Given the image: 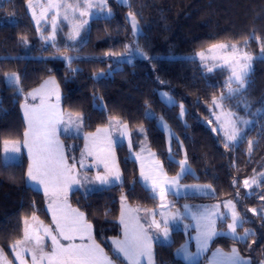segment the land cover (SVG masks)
I'll return each mask as SVG.
<instances>
[{"label":"trees","instance_id":"trees-1","mask_svg":"<svg viewBox=\"0 0 264 264\" xmlns=\"http://www.w3.org/2000/svg\"><path fill=\"white\" fill-rule=\"evenodd\" d=\"M26 2L0 3V248L11 257V245L20 238L25 218L35 215L45 223L51 221L45 195L27 183L26 159L5 163L2 146L5 140L23 138L26 124L21 104L28 92L53 76L61 90L63 110L83 116L84 132L106 126L116 118L133 130L142 126L148 146L169 173L177 171L176 159H180L184 147L194 173L186 174L183 181L210 184L214 194L183 199L214 202L232 198L245 218L239 232H244L242 228L250 232L244 240L218 237L213 246L228 250L235 245L241 255L264 260V219L248 210L264 208V180L251 195H237L241 181L264 160V58L254 59L247 87L238 96L225 98L230 109L245 114L263 109L247 131L253 142L249 153L247 138L225 147L207 124L213 121V99L229 87L228 71H207L192 57L222 42L237 43L249 53L259 52L264 45V0H129L127 4L109 0L112 15L91 19L79 38L58 47L41 45ZM128 12L136 16L141 27L136 38L126 17ZM125 46H139L148 58L116 60ZM63 50L81 56L65 62L56 57ZM8 73L17 74V85L6 82ZM162 89L176 102H163L158 96ZM237 99H241L240 105ZM180 103L184 106L183 119L179 116ZM147 107L173 129L171 153L156 118L145 114ZM133 134L136 149L141 135ZM115 150L123 178L119 184L85 194L74 190L69 195L73 206L93 225L95 241L111 254L109 239L120 234L121 196L133 205L148 203L136 163L124 145ZM184 239L182 231H174L170 243L154 244L155 264H187L175 255ZM192 264H204V260Z\"/></svg>","mask_w":264,"mask_h":264},{"label":"rangeland","instance_id":"rangeland-1","mask_svg":"<svg viewBox=\"0 0 264 264\" xmlns=\"http://www.w3.org/2000/svg\"><path fill=\"white\" fill-rule=\"evenodd\" d=\"M3 0H0V3ZM117 3L120 4H127L129 0H115ZM90 2L93 4V7L90 9H87L85 6V0H27L26 6L27 10L31 16V19L33 21V25L36 29V34L37 37L41 41V45L43 47L46 46H53V47H58L61 45H68L71 41L77 39L80 37L83 29L88 26L89 22L93 18H99V17H108L112 15V10L109 5V0H106V3L104 5H101L100 0H90ZM31 5V6H30ZM71 6V7H69ZM88 11L89 15L86 16H81L80 11ZM43 14V15H42ZM129 12L127 13L126 17L129 22V25L131 27L132 34L136 38L138 34L141 33V27L140 24L137 20L138 23V31L134 33L133 28H132V22L131 18L129 17ZM65 16H67V19H65ZM39 21V23H37ZM83 21H87V23H83ZM55 23V30L53 29V24ZM83 23V26L79 28V34L76 35L74 32V26L80 25ZM65 28H64V27ZM134 41V40H133ZM134 43V42H133ZM225 44H236L239 48V53L238 55H241L244 52L249 53L247 50H245L244 47L240 46L237 43H232V42H222ZM220 44V43H218ZM211 47V46H210ZM210 47H207L205 49H202L200 51L195 52L192 57L196 58L199 60L201 66L206 69L207 71L213 70L216 68H224L228 71V76H227V82H229V77L232 75V71L229 65L225 64L223 57L229 56L231 54V49L227 50H214L212 52H209L208 49ZM132 49L131 52H124L120 55L115 56V59L118 61L125 60V61H130L134 58H145L144 55H141L139 52H136L134 47H129ZM204 52L205 53V59H201V57L198 55V53ZM251 54L254 58H264L262 56L261 52L257 53H249ZM81 55L75 52H69L63 50L62 54H56V57H59L63 59L65 62H69L71 59L80 57ZM45 57H51V55H45ZM148 58V56H147ZM253 62L252 61V67H253ZM11 74L13 73H8L7 77H10ZM16 74V73H14ZM17 75V74H16ZM6 82L9 85H17L18 82L11 81L9 79H6ZM235 84V83H234ZM233 88L236 87V85L232 86ZM35 90H40L39 94L36 95V98L33 99L32 96L29 95V93H33ZM243 91V90H242ZM57 95L59 96V101H58V108L59 111L63 114L64 119L63 121L57 125V136L59 137L60 142L64 146V155L67 157V162L69 165L75 163L76 165V172L78 173V179H80L81 184H73L70 188V190L67 193V202L73 209H78L73 206V204L69 200V195L72 191L74 190H79L82 193H88L90 191H93L98 188H103L106 186L114 185V184H119L122 181V173L121 169L118 164L117 156H116V147L118 145H124L125 148L128 151V156L130 159H132L138 168V179L139 181L143 184L147 191V198H148V203H147V208L145 210H139L141 208H137L134 206V208L130 207L128 203H126V199L124 196H121L120 198V211L118 215V223L120 226V234L117 237H112L109 239V244L110 248L113 252V254L109 253L106 251L101 245V248L104 249V252L108 255L109 258H111L114 261V264H128L126 260L123 259L121 256L119 260L116 259L114 255V245L112 244V240L114 238L116 239H123V231H124V226L120 223V216H121V211H122V206L127 210V209H135L137 211L132 212V216L139 217L140 223L144 224L145 227L147 228L148 224L151 222L152 216L148 215L149 212H155V219L157 221H161L162 217L159 215L161 211H164L168 213L169 215L172 214H180V216L183 217V219L175 221L170 223L169 225V240L170 238L173 239V232L174 231H182L184 235V241L175 249V255L179 257L183 262L192 264L195 262H198L200 260H204V264H215V261L219 259V257L214 256L215 253H217V250H220L221 252L225 254H230L232 249L235 248L237 249L240 257L243 259L246 264H264V260L259 259V260H253L248 256H243L240 254L237 246L232 245L228 250H225L224 248L220 246H213V241L221 236H227L232 239H240V237L244 236L245 230H248L247 228H242L243 231L239 232V227L242 225V221L245 220V218H242L241 213L238 211L237 206L235 201L232 198H227L223 199L220 201H214V202H208V201H187L183 199V197L186 196H208V195H213V187L210 184L206 183H200L196 181H183L184 177L186 174L194 173L193 169L191 168L188 160H187V168L189 169L188 171L181 173V168L180 164L178 166V169L175 173H169L164 165L161 159L157 156V154L150 149L147 143L146 135H145V130L144 127L139 126L135 130L131 129L127 123L122 122L120 119H112L109 121V123L106 126L99 127V129H107L108 130V136L111 137V148L114 153V158H115V164L118 166L119 172H120V180H114L112 179V183L109 184H100L98 181H95V176L97 173L104 174V165L99 163L96 160V157L94 155L90 156L87 155V152L85 151V137L86 136H93L97 133V129H95L94 132H84L83 131V116L80 114H75V113H69V115L73 116V121L77 120V117L80 118L79 121V128L76 127V125L69 124V117L63 113V108H61V90L59 87V84L56 80L55 77L49 76L47 77L41 84L31 90L30 92L27 93L24 102L21 104V112L22 116L27 124L26 118H25V109L22 107V105L27 104L30 108L32 106H39L41 103V99L43 98L46 102V104H56L57 103ZM221 95H223L225 98H228L227 100L231 99L232 97H229L231 94L229 93V87H227L226 91L221 93L220 95L216 96L214 99H216L219 103V107L213 105V103L210 106V113L212 115V122L209 121L207 124L208 126L218 134V136L221 138V142L223 144H228L229 146H235L239 144L243 139L247 138V150L250 153L249 150V141L250 138L247 137V131L252 127L253 122L255 121V118L262 112L264 109H257L255 113L249 114V113H242L240 111H236L235 109H230L228 107V104L226 105L225 99L220 100ZM237 96L239 93L236 94ZM158 96L159 98L165 102L166 104H173L175 103L174 97L169 94L166 90L162 89L158 91ZM237 104L240 105L241 99H237ZM181 106H183L180 103V111H179V116L180 118L183 119L184 117V106H183V114L181 112ZM229 111L235 113L237 117L240 118V121L237 123V127L240 129V134L237 137L236 140L234 141H228L227 136L231 134V127L226 123V113ZM145 114L148 117H153L156 118V123L160 127V129L164 132L165 138H166V148L170 152L172 146H173V140L175 138V133L173 129L171 128L170 124L160 115H157L153 112V110L150 107L146 108ZM68 115V114H67ZM219 117V120L217 119ZM243 120H248L250 123L244 124L242 121ZM126 125V134L121 135L122 131H125L123 126ZM68 126L70 127V132L65 133L64 128ZM82 126V127H81ZM28 130V126H27ZM26 130V131H27ZM138 132L141 136L138 138L139 142V147L134 148V141H133V132ZM25 133V132H24ZM60 134V136H59ZM99 137L103 139L105 137V133H100ZM14 141V140H13ZM19 141L21 148L19 153H8L6 154L4 152L3 146H2V158L5 163L7 162H19L21 161L22 157L26 159L27 161V169L28 165L30 163L29 156H28V150L27 148L23 147V142H24V136L21 140H15ZM131 141V148L129 147V142ZM89 145L91 146L92 141H88ZM108 141L106 139H103V144L106 146ZM252 148V147H251ZM84 153V167L80 166V161H81V154ZM154 154V155H152ZM140 157L139 159L137 157ZM14 157V158H13ZM187 159L186 153L184 150V147H181V157L180 159H176L177 162L179 163L181 160ZM141 163L144 165V170L146 173H150L153 175H156L159 173V171L162 169L163 174H166L167 178L170 180L173 177H176L178 174L180 175L179 178V190L175 187H170L168 190V194L166 195L165 201H161L159 198V189H157L156 193H153L151 189V182H145L142 177L140 176V171H141ZM157 164L160 166V168H157ZM259 167L252 173L251 176H248L244 178L241 181V187L238 190L239 193L237 192V195L240 197L241 194L244 196L246 195H251V190L258 185H260L261 181L264 180V160L260 163H258ZM27 175V171H26ZM85 177H87V180H85ZM248 180L249 181V186L245 187L244 181ZM253 180H255V183H253ZM31 185H33L37 190L41 191L44 195V188L42 185L37 184L34 181H29ZM201 186L200 189H197L195 187H188V186ZM206 186H211L206 187ZM46 197V196H45ZM123 197V200H122ZM46 202H50L49 197H46ZM231 201L232 204L235 205V212L238 214L239 220H240V226L237 227L236 233L233 234L229 229H228V224L232 223V211L233 209L231 206L225 207V204ZM165 203L167 207L161 208V204ZM213 205H219V208L216 209V213L214 215V218L216 220V231L217 235L213 236L212 239L209 241L207 249L198 252L197 248V241L195 239L197 233H196V221L193 219V213H199L203 212L206 208H211ZM79 210V209H78ZM250 213L256 214L262 216L264 219V208H261L259 206H256L252 209H248ZM255 210V211H253ZM80 211V210H79ZM141 211V212H140ZM82 212V211H80ZM83 213V212H82ZM84 214V213H83ZM126 215L128 213L126 212ZM35 216V215H34ZM33 216L27 217L23 220V230L20 238L18 240H22L24 237V231H25V220H27L29 227V232L33 228H38L40 226V223L42 222L43 225L49 226L55 230V225L52 222V217L51 221L49 223L43 222L39 217H36V220L32 219ZM85 218V215H84ZM86 220V219H85ZM87 221V220H86ZM87 223H90L87 221ZM91 224V223H90ZM92 225V224H91ZM187 225V227H185ZM40 234L43 235V229H40ZM54 234H57L54 232ZM58 235V234H57ZM149 235L152 236H157L159 235L161 239H153L152 243V251H153V246L156 243H168L170 242L167 240L166 242H162L163 237L162 233H157L156 229L153 228L149 231ZM92 236H93V225H92ZM94 238V236H93ZM81 241L79 238L75 240V243H80ZM84 242H87L86 240ZM61 243H68L67 241H64L61 239ZM97 243V242H96ZM15 242L13 243V245ZM98 244V243H97ZM13 245H11V257H9L3 249L0 248V251H2L3 256L6 259H9L11 264H19V261L16 259L15 252L13 251ZM182 246L186 247L189 253L197 254L195 257L191 260L185 259L183 253L177 254V250L180 249ZM44 250L50 251L51 250V240L48 239L47 237L44 240ZM25 259L28 261V264H31V254L30 253H25ZM153 261L155 264V259H154V252H153ZM141 264H148L147 258H142Z\"/></svg>","mask_w":264,"mask_h":264},{"label":"snow or ice","instance_id":"snow-or-ice-1","mask_svg":"<svg viewBox=\"0 0 264 264\" xmlns=\"http://www.w3.org/2000/svg\"><path fill=\"white\" fill-rule=\"evenodd\" d=\"M101 5L106 3V0H100ZM31 6V5H30ZM85 6L87 9L93 7L90 0H85ZM71 7V6H69ZM43 15V14H42ZM81 16L89 15L88 11H80ZM131 18L132 28L134 33L138 31V23L136 16L129 12ZM67 19V16H65ZM39 23V21H37ZM87 23V21H83ZM74 26V32L76 35L79 34V28L83 26ZM55 30V23L53 24ZM247 44V41H245ZM231 49L229 56L223 57L225 64L229 65L232 71V75L229 77V93L236 94L240 93L247 87L249 74L252 70V61L255 59L251 54L244 52L238 55L239 48L236 44H213L208 51L214 50H227ZM126 52H131L128 46H125ZM136 52L144 55L147 58V54L143 49L137 48ZM260 52L264 56V45L261 46ZM198 55L201 59H205V53L200 52ZM11 81L18 82L19 77L16 74H11L10 77H6ZM232 83H235L236 87H231ZM40 90H35L33 93H29L33 99L39 94ZM225 97L221 95L220 100H224ZM59 96L57 95L56 104H46L42 98L39 106H32L31 108L25 104L22 107L25 109V118L27 121L28 130L24 133L23 147L27 148L30 163L27 170V178L29 181H34L44 188L46 197H49L50 203L48 209L52 213V222L55 225V230L49 226L40 223L38 228H33L29 232V225L25 220V231L22 240H17L12 246L15 252L16 259L19 264H28L25 259V253L31 254V264H114V261L108 257L99 244L96 243L92 236V225L87 223L84 218V214L78 209H73L67 202V193L73 184L80 185L81 181L78 179V173L76 172L75 163L69 165L67 157L64 155V146L60 142L57 136V125L60 124L64 116L58 108ZM213 105L219 107V103L216 99L212 101ZM181 112L183 114V106H181ZM219 120V117H217ZM80 118L77 117L76 121L72 120L69 116V124H75L79 128ZM240 118L235 113L229 111L226 113V123L231 127V134L227 136L228 141H234L240 134V129L237 127V123ZM244 124L250 123L248 120L242 121ZM125 131L121 132V135L126 134L127 126L124 125ZM65 133L70 132V127L64 128ZM105 133V137L108 141L107 145L103 144V139L99 137L100 133ZM91 140L92 144L89 145L88 141ZM85 151L87 155H94L96 160L104 165V174L97 173L95 181L100 184L112 183V179L120 180V172L118 166L115 164L114 153L111 148V137L108 136L107 129H97V133L91 137H85ZM249 150L251 151L252 141H249ZM131 148V141L129 142ZM228 147V144H225ZM19 141H3V149L6 154L8 153H19L20 152ZM154 155V154H152ZM14 158V157H13ZM140 158L139 156L137 157ZM181 173L188 171L187 159L179 162ZM80 166L84 167V153L81 154ZM157 168L160 166L157 164ZM140 176L145 182H151V189L153 193L159 189V198L163 202L166 199L168 190L170 187H175L179 190V178L178 174L176 177L167 178L166 174H163L162 169L158 174L153 175L146 173L144 165L141 163ZM110 177L112 179H110ZM87 180V177H85ZM255 183V180H253ZM245 187L249 186V181H244ZM200 189L201 186H188ZM211 187V186H206ZM123 200V197H122ZM233 209L232 211V223L228 224V229L235 234L236 229L240 226V220L238 214L235 212V205L231 201L225 204V207ZM165 203L161 204V208H165ZM219 205H213L211 208H206L203 212L193 213V219L196 221V241L198 252H202L207 249L209 241L213 236L217 235L216 231V220L214 215ZM135 209H125L122 206L120 223L124 226L123 239L112 240L114 245V255L117 260L122 256L128 264H141L142 258H147L148 264H154L152 243L153 239H161L159 235H149V231L153 228L156 229L157 233H162L163 240L166 242L169 240V225L172 222L183 219L180 214H172L161 211L159 215L162 217L161 221L155 219V212H149L148 215L152 216L151 222L147 228L144 224L140 223L139 217L132 216L131 213L135 212ZM255 211V210H253ZM126 212L128 215H126ZM36 220V217H32ZM187 227V225L185 226ZM43 229V235L40 234V229ZM57 233V234H54ZM250 235L248 230H245L244 236L240 237L241 240L246 239ZM51 240V250H44L45 238ZM79 238L80 243H75V240ZM61 239L68 243H61ZM87 242H84V241ZM183 253L185 259H193L195 255L189 253L187 248L182 246L177 250V254ZM214 256L219 257L215 261V264H246L240 257L237 249L233 248L230 254H225L220 250ZM0 264H10L7 259L3 256L0 251Z\"/></svg>","mask_w":264,"mask_h":264},{"label":"crops","instance_id":"crops-1","mask_svg":"<svg viewBox=\"0 0 264 264\" xmlns=\"http://www.w3.org/2000/svg\"><path fill=\"white\" fill-rule=\"evenodd\" d=\"M44 81V80H43ZM42 81V82H43ZM38 87V86H37ZM33 90V89H32ZM61 108H62V106H61ZM63 111V113H65V115L67 116V117H69V116H71V115H69V113L68 112H66V111H64V110H62ZM68 114V115H67ZM72 117V120H73V116H71ZM25 124H26V122H25ZM82 127V126H81ZM27 130V124H26V129H25V131ZM95 131V130H94ZM94 131H92V132H94ZM59 136H60V134H59ZM9 163H11V162H9ZM28 170V169H27ZM26 180H27V183L30 185V186H32L33 188H35L33 185H31L30 183H29V180H28V178H27V175H26ZM50 202L48 201V203L46 202V205H47V209H48V204H49ZM126 203H128L127 201H126ZM129 205H130V207H132V208H134V206H136L137 208L139 207V208H141V209H139V210H145L146 208H147V206L148 205H146V206H139V205H133V204H130V203H128ZM48 212L50 213V215H51V217H52V213L49 211V209H48ZM141 212V211H140ZM170 240L172 241V239L170 238ZM169 240V241H170ZM170 241V242H171ZM170 242H168V243H170ZM168 243H165V244H168ZM153 252H154V246H153ZM176 252V251H175ZM7 261L8 262H10L9 261V259H7ZM10 264H11V262H10ZM188 264V263H187Z\"/></svg>","mask_w":264,"mask_h":264}]
</instances>
